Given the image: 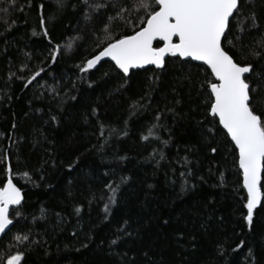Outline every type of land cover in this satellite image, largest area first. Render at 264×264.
<instances>
[{
  "label": "trees",
  "instance_id": "trees-1",
  "mask_svg": "<svg viewBox=\"0 0 264 264\" xmlns=\"http://www.w3.org/2000/svg\"><path fill=\"white\" fill-rule=\"evenodd\" d=\"M133 3L0 0V187L10 176L23 195L0 264L17 252L21 264H264V197L250 229L237 149L208 111L209 70L168 56L128 77L109 61L80 71L105 46L107 17ZM250 12L257 27L243 20ZM241 13L227 37L237 49L264 39V0H241ZM132 23L113 21L111 38L142 26ZM254 110L264 111V89Z\"/></svg>",
  "mask_w": 264,
  "mask_h": 264
},
{
  "label": "snow or ice",
  "instance_id": "snow-or-ice-1",
  "mask_svg": "<svg viewBox=\"0 0 264 264\" xmlns=\"http://www.w3.org/2000/svg\"><path fill=\"white\" fill-rule=\"evenodd\" d=\"M55 2L58 6H63V0ZM8 4L12 6L14 0H8ZM90 7L107 10L108 5L96 4ZM112 7L115 8L116 5L112 4ZM140 10L145 13L143 17L138 15ZM0 11L6 12L7 9ZM234 16H242L241 0H135L131 8L122 5L114 16L107 17L109 23L104 26L105 46L92 58L87 59L80 67V71L87 72L93 69L106 57L114 62L115 68L125 77L129 76L130 70L143 68L145 65H155L162 69L168 56L203 61L216 79V82H208L207 85L211 90L208 111L211 116L219 118V124L227 130V134L238 149L243 187L247 190L245 204L247 215L243 218L251 229L254 210L261 205L264 197V191L261 189L264 173V111L257 113L254 110V96H259L260 90L264 89V72H257L255 63L264 59V39L252 46L241 45L237 49L236 45L227 39L233 30L230 18ZM135 19L142 23L138 30H134L130 35H122L118 39L111 38L113 21H122L135 29L136 25L132 23ZM243 20H247L252 27H257L255 12H250ZM243 20L236 25L241 33L247 27ZM11 26L8 25L9 28ZM236 39H240V36ZM225 40L226 45L223 43ZM154 41L162 42V46L155 47ZM244 47H247L246 54L242 51ZM58 52L59 45L51 53L53 62ZM234 55L237 58H234ZM249 57L252 60H249ZM42 71L44 69L35 72L28 83ZM52 119L55 120L56 117ZM156 119L159 120L160 117L157 116ZM103 127L101 125V135ZM152 134V129H149L148 135L142 138L147 140ZM211 151L215 153L217 149L213 148ZM68 167L72 168L73 165ZM113 191L115 192V189ZM21 200V190L9 176L0 187V233H4L9 225L13 224L9 216L10 206L20 205ZM112 202L115 203L114 198ZM105 211H108L107 205ZM19 214L16 212V215ZM15 239L26 241L28 236L16 235ZM243 243L241 241V244ZM111 244L116 245L117 239L112 240ZM23 256L24 253L17 252L7 258L6 264H21Z\"/></svg>",
  "mask_w": 264,
  "mask_h": 264
},
{
  "label": "water",
  "instance_id": "water-1",
  "mask_svg": "<svg viewBox=\"0 0 264 264\" xmlns=\"http://www.w3.org/2000/svg\"><path fill=\"white\" fill-rule=\"evenodd\" d=\"M174 39H176V38H174ZM154 42H156V41H154ZM162 43V42H161ZM181 58V57H180ZM183 59H188V60H191V61H193V62H195V63H198V64H202V65H204L208 70H209V72H210V74H211V69L203 62V61H196V60H194V59H191V58H183ZM103 61H109V62H111V63H113L114 64V62H112L111 60H110V58H103L102 59V61L101 62H103ZM101 62H99L98 64H97V66L101 63ZM96 66V67H97ZM96 67H94V68H96ZM147 67H155V68H157L155 65H145L143 68H135V69H132V70H140V69H144V68H147ZM132 70H130V71H132ZM211 76H212V78L214 79V82H216V79H215V77L211 74ZM211 91V90H210ZM217 118V120L219 121V118L218 117H216ZM220 126H221V128L224 130V132L227 134V130L226 129H224L223 128V126L220 124ZM228 135V134H227ZM228 137H229V139L231 140V137L228 135ZM231 142L233 143V145L235 146V144H234V142L231 140ZM236 148V147H235ZM237 149V148H236ZM237 152H238V149H237ZM238 161H239V153H238ZM238 165H239V163H238ZM240 169V168H239ZM240 171H241V176H242V186H243V172H242V170L240 169ZM14 183V182H13ZM15 184V183H14ZM16 185V184H15ZM16 187H18L17 185H16ZM19 188V187H18ZM244 188V187H243ZM21 190V189H20ZM244 190H245V193H246V195H247V190L244 188ZM21 195H22V191H21ZM22 201H23V195H22V200H21V203H22ZM15 206H19V205H13V206H10V210L13 208V207H15ZM14 222V221H13ZM13 225V224H12ZM12 225H9V227H8V229H6V231L4 232V233H0V238L11 228V226Z\"/></svg>",
  "mask_w": 264,
  "mask_h": 264
},
{
  "label": "rangeland",
  "instance_id": "rangeland-1",
  "mask_svg": "<svg viewBox=\"0 0 264 264\" xmlns=\"http://www.w3.org/2000/svg\"><path fill=\"white\" fill-rule=\"evenodd\" d=\"M7 261V260H6Z\"/></svg>",
  "mask_w": 264,
  "mask_h": 264
}]
</instances>
